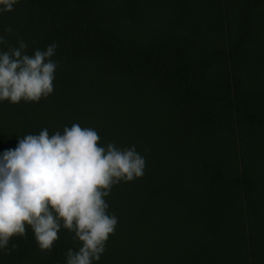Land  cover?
<instances>
[{
	"label": "trees",
	"instance_id": "1",
	"mask_svg": "<svg viewBox=\"0 0 264 264\" xmlns=\"http://www.w3.org/2000/svg\"><path fill=\"white\" fill-rule=\"evenodd\" d=\"M0 36L58 62L47 98L0 102V154L78 123L145 157L93 264H264V0H18ZM58 235L42 252L26 226L0 264H66Z\"/></svg>",
	"mask_w": 264,
	"mask_h": 264
},
{
	"label": "clouds",
	"instance_id": "2",
	"mask_svg": "<svg viewBox=\"0 0 264 264\" xmlns=\"http://www.w3.org/2000/svg\"><path fill=\"white\" fill-rule=\"evenodd\" d=\"M17 2L0 0V12L12 11ZM0 43H6L4 36ZM26 48L21 40L18 48L0 52V102H39L54 92L58 62L51 58L57 44L32 55L25 54ZM99 140L95 129L73 123L62 133L49 135L45 128L28 134L0 154V250L10 254V240L26 237L28 226L38 248L51 252L63 228L80 245L68 249L66 264L100 260L118 224L105 197L121 181L141 178L146 160L135 146L122 150L114 143L101 146Z\"/></svg>",
	"mask_w": 264,
	"mask_h": 264
}]
</instances>
